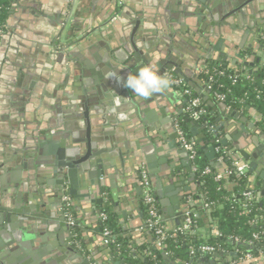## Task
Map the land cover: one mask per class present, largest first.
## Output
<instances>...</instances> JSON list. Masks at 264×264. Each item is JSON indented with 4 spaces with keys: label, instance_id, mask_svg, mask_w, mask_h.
Instances as JSON below:
<instances>
[{
    "label": "crops",
    "instance_id": "obj_1",
    "mask_svg": "<svg viewBox=\"0 0 264 264\" xmlns=\"http://www.w3.org/2000/svg\"><path fill=\"white\" fill-rule=\"evenodd\" d=\"M190 1L83 0L87 10L82 15L76 11V6L71 5L70 0L11 1L0 41V208H6L0 209V214L9 216H3L0 223V264H43L47 259L38 251L43 248H46L49 256L60 253L66 257L68 264H81L76 256L60 252V249L67 250L71 241L58 225L60 221L56 209L52 210L55 218L47 219L53 224L50 229H44L40 224H36L35 228V211H25L31 202L35 204V199L39 198L37 193L35 196L37 183L46 187L48 194L54 189L51 175L42 174L36 181L35 177L27 175V171L18 170L12 160L27 149L25 136L33 130L39 133L38 127L48 131L50 143L45 146L49 152L44 155L48 162H53L60 149L66 155L80 147L85 149L86 143L90 144L89 149L94 156L75 164L74 184L70 185L65 180L71 191L69 195L60 198L61 201L65 197L68 199V207L76 218L79 244L74 241V248L90 264H114L122 261L117 252V255L114 253L107 256L100 247L98 237L99 230L103 229V209L107 210L116 226L115 236L123 240L133 258L143 260L146 251L152 250V244L146 240L144 230L147 228V216L140 179V173L144 169L141 168L139 173L137 171L140 162L145 161L149 172L144 171L147 175L151 173L150 179L148 177L150 192L155 198L163 200L166 208L173 207L172 198L180 197L185 207L180 206L176 213L184 209L185 215L188 213L191 217L202 218L205 226L217 229V223L209 215V207L199 193L198 185L196 186L197 179L190 181V175L196 172L191 168L189 157L178 152L180 145L177 139L169 136L173 134L172 121H176L184 112L183 98L178 96V101L174 98L172 101L166 89L157 92L158 94L153 93L147 100L142 99L145 107L138 109L137 115L129 100L121 95L114 96L113 81H109L107 85L103 79L95 76L103 69L113 72L108 65L112 60L127 61L134 27L131 20H136L141 15L139 30L144 33L138 39L141 40L142 55L148 57L150 50L157 47L164 49L168 44V53L175 57L176 62L171 69H166L165 76L169 78L171 72L184 82L186 79L198 87L202 94L208 95L217 104L222 103L208 94V85L201 77L203 65L197 64L202 59L199 47L189 38L193 34L184 26H195L197 14L193 12V6L187 4ZM200 1L195 0L204 5ZM209 1L212 0H206V4ZM92 2L93 7H90ZM114 7L113 15L120 11L118 17L111 16L105 25L99 27L106 22L105 17ZM66 22L67 28H63L62 25ZM62 29H65L64 33ZM196 29L202 33L199 28ZM92 30L95 32L92 33ZM85 34H88L87 39L81 40V36ZM88 39L90 42L87 43ZM61 40L78 41V44L73 47V55L66 57L59 54L61 57L55 60L53 47L56 44L58 46ZM101 41L104 43H100ZM245 41L252 44L253 38L248 36ZM225 48L233 52V49ZM228 56L231 57L230 54ZM69 67L71 73L66 81ZM176 69L181 70L180 74L174 73ZM191 76L197 78L204 87L192 80ZM172 87L178 94L179 91L173 85ZM83 106L88 107L93 118L90 132L87 131L82 116ZM207 108L208 114L216 123V131H212L209 125L201 121H195L199 125L194 130L197 135L204 134L203 140H209L210 129L217 132L212 135L218 144L216 157L218 159L224 156L225 161L218 167L210 166V169L216 180L226 185L236 169L230 156L245 149L252 152L254 148L246 137H238L236 124L249 123L252 127L263 130L258 123L257 111L252 109L244 110L227 105L226 109L220 111L216 106L208 104ZM232 112L237 115L236 118L230 117ZM229 121L232 124L228 129L226 123ZM190 129L191 126L189 131ZM158 131L162 135L158 139V147H154L150 140L146 143L148 136ZM248 133L256 135L252 129ZM191 137L194 139L192 134ZM222 141L225 143L222 144ZM136 160H139L138 164ZM85 163L90 165L85 166ZM96 165L102 167L98 169ZM247 169L248 166L240 167L238 175L250 177L246 173ZM98 171H102V174H96ZM183 171H186L185 186L192 185L194 191L176 194L175 190L178 188L170 175L182 174ZM251 176L250 181L257 188L258 198L264 199V181L254 172ZM99 179L106 180L103 192L95 196L96 200L102 199V203L92 204L89 197L83 194L89 193L92 196L91 187H96L91 184L92 180ZM17 194L22 198L18 205L15 198ZM52 198L51 194L47 197L49 201ZM156 202L163 217L165 214L157 198ZM7 204H11V208L7 209ZM40 210L42 211L41 208ZM162 221L167 233L175 235L181 232V227L173 223V217ZM207 227L201 229L202 235ZM227 252L237 253L236 250L225 251ZM172 260L177 264H185L182 259ZM249 260H264V250L256 259L241 258L237 253V257L230 258L229 262L222 260L217 264H253Z\"/></svg>",
    "mask_w": 264,
    "mask_h": 264
},
{
    "label": "water",
    "instance_id": "obj_2",
    "mask_svg": "<svg viewBox=\"0 0 264 264\" xmlns=\"http://www.w3.org/2000/svg\"><path fill=\"white\" fill-rule=\"evenodd\" d=\"M95 1V0H93ZM113 1V0H112ZM200 2H203L204 5H200L195 0H191L189 3L192 5V10L195 14H197L194 27H191L190 25H184L188 31L193 34L190 35L189 38L194 40L196 43V46L200 48V46H203L205 48V51H208V55H205L204 52L200 51L201 60L198 64V66L205 65L206 60L204 58L206 57L207 60H209L212 56L214 57L213 60H219V58L224 59L225 63L226 61H231L232 64H235L236 62L242 63V71H246L248 74H251L253 72H256L260 69L259 62L262 56H264V39H262V35L264 34V0H239V2H236V0H224L221 2V0H212L207 2L206 0H201ZM71 5L76 6V11L79 12V14L82 15L84 11L87 9L85 3L83 0H71ZM115 3V1H114ZM90 7H93V2L89 4ZM114 8H111L108 12V15L105 17L104 21L105 23L101 24L99 27L105 25L107 21L110 19L111 16L113 18L118 17L120 11H118L115 15L114 14ZM140 17L141 15H138V19L131 20L132 25H134L131 35V41H130V49H129V55L127 61H117L114 62L113 60L110 61L109 67L113 70L111 72L109 69H103L100 72L97 73L96 78L99 77L103 79L109 85V81H113V87H114V96L121 95L125 97V99L129 100L131 102V105L133 106L135 113L138 115V109H141V107L144 106V102L142 99L147 100L146 98H139L137 97L130 89H127L123 86V80L118 79L119 78H126L129 74H135L140 68L142 67H152L154 68L160 75L165 76L166 69H171L174 65V62H176L175 57L172 56V54L168 53L167 45L163 49V47H157L153 50H150V55L143 56L141 51V40L138 38L143 35V31H140ZM99 19V18H98ZM103 22V21H102ZM101 22V23H102ZM62 27L64 28L65 25L63 24ZM196 28H199L202 33H199ZM100 30V29H98ZM88 32V31H87ZM95 31L92 30V33ZM252 32V33H251ZM90 32H88L89 34ZM251 33V34H250ZM88 34H85L81 36L82 39H87ZM250 34V35H249ZM253 38L252 44L245 43L247 37ZM5 37V36H4ZM239 37V40H236ZM4 39L2 40V45L4 43ZM214 39H216V42H214ZM90 42V39L87 40V43ZM100 43H104L101 41ZM75 43L67 42V41H60V44H57L53 47L55 60L61 57V55H65L66 57L73 55L75 52L74 47ZM1 45V46H2ZM229 47L230 49H233L231 52L230 50H225ZM253 46L256 48L255 53H249L247 55H243V53L247 52L248 49ZM1 49V47H0ZM166 50V53L164 54ZM202 52V53H201ZM165 56H164V55ZM227 54H230L231 57H229ZM163 55V56H162ZM58 57V58H57ZM65 57V58H66ZM117 60V59H116ZM195 64V65H197ZM197 67V66H195ZM249 68V70H247ZM179 69L174 70V73L180 74ZM71 73V68L69 67V72L66 75V81L69 78V75ZM117 77V80H116ZM192 77V76H191ZM196 83H198L201 87H204V85H201L199 83V80L195 77L191 78ZM185 82L192 87L195 92H197L202 99L212 107L219 108L220 111L222 109L227 108V104L222 102L217 104L214 100L209 98L208 95H204L200 92L199 88L196 87L191 82H188V80L185 79ZM175 88V87H174ZM208 89V88H207ZM166 90L169 91V98L173 101V98L178 101L180 94L178 95L175 91H173V87L170 84L169 87L166 88ZM99 91V90H98ZM208 94L210 93V90L208 89ZM158 94V93H156ZM181 97V96H180ZM83 113L82 116L84 118V122L87 127V131H91V119H93L90 116L89 110L87 106H83ZM252 111L256 112L255 109H252ZM146 112V111H145ZM140 114H142L140 112ZM144 114V113H143ZM147 114V113H146ZM147 116V115H145ZM226 116V115H224ZM231 118H236L237 115L232 112ZM136 120H138L135 117ZM139 121V120H138ZM189 125L191 126L190 132L194 136L195 142L204 150V154L206 156V159L209 161L210 166L218 167L220 164L225 161L224 156L217 159L216 155V147L218 146L217 142L215 141V138L211 140H203L204 134L197 135L195 133L194 127L199 125L198 122L195 121H189ZM245 122V121H244ZM176 121L173 120L172 125V133L169 134L171 138H176L177 142L178 140V134L175 126ZM232 122L229 121L226 123V127L229 129ZM236 132L238 137H246L247 142L252 143L253 151H247L240 150V152L236 153L235 155H231L230 159L233 163H235L236 169L234 172L236 174L239 173L238 169L243 166H248V169L246 171L247 174H251L254 172L257 174L260 180L264 181V133L260 129H256L251 126L249 123H243V124H236ZM255 130L256 135L249 134L248 130ZM36 132L35 130L30 131L28 136H25V142L27 144V149L25 151H22V155H18L13 160L14 166L19 170H25L27 171V175L30 176V178H34L39 180L42 174H48L51 175L54 182V189H50L51 193L48 194L49 190H47L46 187L42 186L41 184H38V186H35V196L38 194L39 198L37 200L35 199V204L31 202L29 204V207L25 210L26 212L29 211H35V228L37 227L36 224H40L44 229H50L51 221H47V219L53 217L55 218V215L52 213L53 209H56L57 213L59 214V221L58 225L61 227V231L68 236L69 240L71 241V246H68L67 250H61L60 252H66L69 254V256L74 255L76 256V259L80 260L81 264H90V261L87 258H83L76 248H74V239H73V228L77 229V226H70L66 223V217H65V208L67 205L64 201H61L62 197L69 195L70 191H64L63 186L65 183V180L68 181L70 185L74 184V173H75V164L83 163L87 161L88 159L92 158L94 155H91L90 152V144L86 143L85 149L80 147L79 149L72 150L69 153L65 155V152L61 149L57 152L56 156L54 157L53 162L46 161V156L48 151V148L44 145V143H50V140L43 134L45 132L44 128L38 127ZM216 135L217 132H214ZM51 137V136H50ZM162 135L160 131L150 134L148 136V141L150 140L151 144L154 147H158V139H161ZM227 139V137L225 136ZM174 140V139H173ZM47 141V142H46ZM173 141L171 142V144ZM225 142L222 141V144ZM180 145V144H179ZM172 146V145H171ZM249 148V147H248ZM178 152L181 154H185L188 156L187 150H185L181 145L178 147ZM52 152V151H50ZM42 155L44 157H42ZM10 157V160L11 161ZM139 160H136V163L138 164ZM90 165L89 163H85V166ZM98 169H100L102 166H97ZM80 168V167H79ZM143 168L144 170L148 171V167L146 162H140L139 163V169L137 170L138 173L140 172V169ZM186 171H183L182 174H172L170 175L171 179L175 181V186L178 188V192H192L194 191V187L191 185V187H187L184 184L185 178H186ZM179 173V171H178ZM96 174L101 175L102 171L96 172ZM151 173H148V177L150 179ZM250 177H248L250 179ZM195 173L192 172L190 175V181L195 180ZM141 179V178H140ZM93 185H96V187H91V191L93 192V195L89 193L83 194L85 197H89L88 200L92 204H101L102 199L96 200V197L98 194H101L103 192V188L106 185V180H92ZM92 185V186H93ZM199 185L198 182H196V186ZM60 190L64 192H59ZM37 193V194H36ZM53 197L50 201L47 199L48 195ZM158 196V195H157ZM160 196V195H159ZM179 197V196H178ZM17 204L21 203L22 198H20L19 194L15 197ZM61 198V199H60ZM157 201L162 207V212L165 214L162 219H169L170 217H173V223L176 224V226L181 227V231L184 233H188L190 231V228L185 227L187 215H185V210L182 209L180 212L176 213V210H178L181 206V208L185 207V204L180 201V197L178 198H172L171 202L173 203V207L166 208L165 202L163 200H159L158 197ZM10 201V199H9ZM8 201H5L7 203ZM55 203V204H54ZM5 207L9 209L11 208V204H7ZM42 209V211L40 210ZM1 210H4L6 208H0ZM92 211L94 208L91 206ZM101 212V211H99ZM102 213V212H101ZM5 216L9 218L6 214H0V223L2 221V217ZM75 223L76 218H74ZM55 224H57L55 222ZM54 224V225H55ZM103 225V223H102ZM57 226V225H56ZM99 230V229H98ZM146 232V240L152 244V250L157 249L160 251L161 259L166 264H177L172 258L168 255L166 248L164 247V243L157 239L149 230L148 228L144 229ZM100 236L98 237L100 239V247L104 251V253L107 254V256L111 255H117V249H113L112 247V238H109L104 235V230L100 229ZM38 243V242H37ZM234 244L239 245L240 242L234 240ZM39 254L46 258L47 261L43 264H68L66 261V257L62 254H53L52 256H49L47 253L46 248L38 250ZM118 258V256H116ZM232 257H237L236 252H215L213 255L209 258L207 263L210 264H217L219 261L225 260L228 261ZM249 263L253 264H263L264 260H252V262L249 260ZM114 264H123V262H115Z\"/></svg>",
    "mask_w": 264,
    "mask_h": 264
},
{
    "label": "trees",
    "instance_id": "obj_3",
    "mask_svg": "<svg viewBox=\"0 0 264 264\" xmlns=\"http://www.w3.org/2000/svg\"><path fill=\"white\" fill-rule=\"evenodd\" d=\"M12 0H0V40L5 29L8 18L9 7ZM260 69L248 74L238 67L228 66L224 63L208 62L201 70V77L210 86V94L221 93L227 105L241 109H255L259 117V125L264 131V56L259 62ZM179 89V88H178ZM190 97H199L201 105L206 110V114L200 118L199 122H205L210 128H217L214 119L208 114L206 102L202 97L189 86ZM189 118L187 112H183L177 117L180 127L191 137L189 131ZM208 131V139H214V132ZM213 133V134H212ZM194 146L196 156L193 164L198 170L195 173L199 183V193L203 196L206 205L209 207V215L217 223V229L208 228L204 219L192 217L190 231L188 233L178 232L175 235L166 232L164 247L171 258L182 259L185 264H210L207 263L213 254H203L200 246L212 245L218 252L236 250L238 256L245 258L250 254L252 259L260 256L264 250V199L258 198L257 188L244 174L234 173L225 185L222 181L216 180L214 174H201L200 171L209 166L203 148L195 141ZM252 192L251 198L242 196L243 192ZM65 210L72 215L69 207ZM106 219L103 220V229H108L114 235L111 242L113 249L117 253L123 264H166L160 256V251L153 249L146 251L142 259L133 258L125 247L124 242L115 236L116 226L110 219L107 210L103 209ZM206 228L202 235L201 229ZM73 239L79 244V232L73 228ZM258 236L255 237L254 235ZM236 240L239 245L233 243Z\"/></svg>",
    "mask_w": 264,
    "mask_h": 264
},
{
    "label": "built area",
    "instance_id": "obj_4",
    "mask_svg": "<svg viewBox=\"0 0 264 264\" xmlns=\"http://www.w3.org/2000/svg\"><path fill=\"white\" fill-rule=\"evenodd\" d=\"M71 1V0H70ZM169 78L171 79V84L179 91L180 96L183 98V103H184V112H187L189 115V118L192 121H199L200 118H202L206 114L205 108L201 105V100L199 97H190L191 91L189 89V86L184 82V80L180 77H177L173 75L172 73L169 74ZM179 88V89H178ZM210 90V86L207 87ZM214 96L223 102L224 100V95L221 93H214ZM177 134H178V140L179 144L187 150L188 157L191 161V168L194 172H197L198 168L195 166L192 162L196 156V150L194 146V139L192 137H189L187 133L180 127L178 124L177 120L175 123ZM201 174H209L211 173V169L209 166H205L201 171ZM140 178H141V183H142V188H143V202L145 204V212L147 216L146 220V225L148 230L159 240L164 242L166 239V231L163 226V221L161 218V215L158 210L156 198L152 195L150 192L149 188V180H148V175L146 171L142 170L140 173ZM216 179V177H215ZM242 196L245 198H251L252 197V192L247 191L243 192ZM66 200V198H65ZM68 207V206H67ZM187 219H186V224L185 227L190 228L191 227V220L192 217L190 214L187 213ZM65 217H66V223L70 226H75V221L74 217L67 211H65ZM101 217L103 220L106 219L105 213H101ZM104 230V235L112 238L114 235L111 233L110 230L108 229H103ZM255 237L258 235L255 234ZM200 252L203 254H213L215 252H218L217 248L212 246V245H202L200 246ZM262 254V252H260ZM246 259H252V256L250 254H246L245 256Z\"/></svg>",
    "mask_w": 264,
    "mask_h": 264
},
{
    "label": "clouds",
    "instance_id": "obj_5",
    "mask_svg": "<svg viewBox=\"0 0 264 264\" xmlns=\"http://www.w3.org/2000/svg\"><path fill=\"white\" fill-rule=\"evenodd\" d=\"M123 80V86L130 89L137 97L147 98L170 86V79L160 75L152 67H142L135 74H129Z\"/></svg>",
    "mask_w": 264,
    "mask_h": 264
},
{
    "label": "flooded vegetation",
    "instance_id": "obj_6",
    "mask_svg": "<svg viewBox=\"0 0 264 264\" xmlns=\"http://www.w3.org/2000/svg\"><path fill=\"white\" fill-rule=\"evenodd\" d=\"M1 37H2V35H1ZM262 39H264V34L262 35V37H261ZM1 41V40H0ZM80 41V40H79ZM75 43L74 45H77L78 44V41H71V43ZM199 50L200 51H202V52H204L205 53V55H208V51H205V48L203 47V46H200V48H199ZM201 52V53H202ZM256 52V48H254L253 46H251L249 49H248V51L247 52H245V53H243V55L245 56V55H247V54H249V53H255ZM228 55V54H227ZM214 59V57L212 56L209 60H207L206 59V57L204 58V60H206V64L208 63V62H217V63H224V64H226V65H228V66H233V67H238L241 71H242V63L241 62H236L235 64H232V62L231 61H226V63H225V61H224V59H222V58H219V60H213ZM205 64V65H206ZM205 65H203V67L205 66ZM202 67V68H203ZM169 73H171V72H169ZM176 76V75H175ZM188 85V84H187ZM189 86V85H188ZM43 136H45V137H47L48 136V131L47 130H45V132H44V134H43ZM47 142V141H46ZM46 144H48V143H44V145H46ZM64 188H63V190L64 191H67V190H70V188L68 187L67 188V185H66V183H64V186H63ZM64 191H62L61 190V192H64ZM66 198V197H65ZM64 202L67 204V205H69V202H68V199H64ZM75 226H77L76 225V223H75Z\"/></svg>",
    "mask_w": 264,
    "mask_h": 264
},
{
    "label": "rangeland",
    "instance_id": "obj_7",
    "mask_svg": "<svg viewBox=\"0 0 264 264\" xmlns=\"http://www.w3.org/2000/svg\"><path fill=\"white\" fill-rule=\"evenodd\" d=\"M67 24H68V22L64 23L65 28H67ZM62 31H63V33H64L65 29H62Z\"/></svg>",
    "mask_w": 264,
    "mask_h": 264
}]
</instances>
